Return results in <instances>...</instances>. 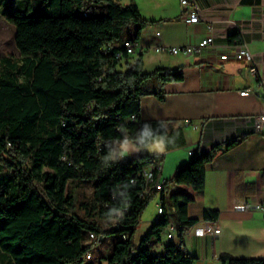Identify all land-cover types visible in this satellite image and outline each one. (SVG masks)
Listing matches in <instances>:
<instances>
[{
	"label": "trees",
	"instance_id": "trees-1",
	"mask_svg": "<svg viewBox=\"0 0 264 264\" xmlns=\"http://www.w3.org/2000/svg\"><path fill=\"white\" fill-rule=\"evenodd\" d=\"M5 16L16 28L23 62L0 57V264H82L93 259L101 238L113 234L117 239L98 264H193L182 244L198 222L188 216V204L204 190L214 153L197 149L172 180L146 194L161 169L156 165L151 184L143 170L157 154L126 158L121 148L126 137L136 144L143 124L157 130L161 121L167 124L141 119L144 96L164 99L150 81L185 77L166 68L144 72L142 54L127 52L125 43L139 41L151 21L135 0H18ZM81 184L90 191H81ZM159 191L162 205L170 202L178 213L180 233L179 242L168 237L160 251L153 241L162 240L170 227L166 212L135 241L142 215ZM112 208L123 216L109 218ZM218 218V211L204 214L207 221ZM220 261L264 264V258L228 253Z\"/></svg>",
	"mask_w": 264,
	"mask_h": 264
},
{
	"label": "crops",
	"instance_id": "crops-1",
	"mask_svg": "<svg viewBox=\"0 0 264 264\" xmlns=\"http://www.w3.org/2000/svg\"><path fill=\"white\" fill-rule=\"evenodd\" d=\"M135 2L151 21L142 29L135 54H142L144 72L166 68L181 71L185 77L166 84L150 81L154 91H163L164 99L146 95L141 101V119L165 120L174 143L157 154L146 149L137 152L138 146L130 141L133 145L123 150L124 157L157 154L150 167H160V178L170 181L194 151H212L215 157L206 170L205 188L188 204V216L198 222L184 234L183 248L193 257V264H222V253L264 258V212L253 207L264 202V121L258 120L264 116V0H196L203 16L200 22L186 21L180 0ZM235 33L239 37L231 41ZM211 34L214 43L190 55L158 50L196 45ZM244 44L253 60L235 56ZM251 65L257 67L258 76L252 74ZM235 139L241 140L226 150L225 145ZM150 205L154 212L145 222L141 219L137 231L144 226L145 231L136 242L152 228L162 205L160 191ZM163 207L171 224L162 240L153 241L159 251L171 228L174 240L180 241L178 213L170 202ZM206 211H218V220H205ZM207 223L220 233H203Z\"/></svg>",
	"mask_w": 264,
	"mask_h": 264
},
{
	"label": "built area",
	"instance_id": "built-area-1",
	"mask_svg": "<svg viewBox=\"0 0 264 264\" xmlns=\"http://www.w3.org/2000/svg\"><path fill=\"white\" fill-rule=\"evenodd\" d=\"M180 2L182 4V6L184 7V15H185L186 21H188V22H200L203 19L201 9L198 6L196 0H180ZM211 28L212 27L210 26V29ZM158 34H160V33H158ZM214 41H215V35L211 34V35L203 38L196 45L170 46V47L162 46V47H159L158 50H168L174 54L184 53V54L190 55L199 49L211 46L214 43ZM125 46H126L127 52L129 54H136L138 52L137 50L140 48V43H139V41H134V42L133 41L132 42L127 41L125 43ZM121 56H122V53H118V57H121ZM235 56L238 59H242L243 57L248 56L250 60H253V55H252L249 47L246 44L239 46L238 50L235 53ZM250 70H251L252 74L258 76V74H259L258 69L255 65H251ZM133 118L135 119L136 117L133 116ZM258 120L260 122H263L264 116L259 117ZM154 169L155 168H151L149 166L143 170V175H144L145 179H146V174L149 177L146 179L148 184L153 183ZM164 183H165V181L159 177L157 183L152 184L151 187H149L146 190V194L149 193L151 190L161 189V187ZM247 207H250V205H247ZM253 207L257 210H261L264 212V202L263 203H257ZM164 213H165V209L162 205H160L158 208L157 216L155 217L154 221L156 219H160ZM171 230H172V232L168 234V237L170 239L175 237L174 228H171ZM201 230L203 233H214V234L220 233V229L218 227H216L213 223L205 224ZM91 237L93 238V237H95V235L91 234ZM87 257L91 258L92 254L91 253L88 254Z\"/></svg>",
	"mask_w": 264,
	"mask_h": 264
},
{
	"label": "rangeland",
	"instance_id": "rangeland-1",
	"mask_svg": "<svg viewBox=\"0 0 264 264\" xmlns=\"http://www.w3.org/2000/svg\"><path fill=\"white\" fill-rule=\"evenodd\" d=\"M13 6L18 7V0H0V57L11 55L14 58L18 59V62L22 64L23 60L21 59V55L15 43L16 28L12 23L7 20L5 16V13L8 12L9 9H11V7ZM19 78L21 80H24L23 73H19ZM155 80L156 79H154V81ZM150 88H153L152 85L150 86ZM128 145L133 144H131L129 141ZM46 170L51 171L49 169ZM73 185H76V182L70 183V187ZM80 188L81 191H90L91 189L88 184H81ZM153 212L154 210L152 209L151 205L149 206L148 204L147 208L145 209L142 215V220H144L145 222L146 218L148 216H151ZM144 227L136 232L135 239L140 238L141 233L145 231ZM116 239L117 235L115 234L105 235L103 238L100 239L98 244L94 246V249L92 250L93 259H85L82 264H98L100 257L106 254L107 250L116 241ZM87 241L89 242L90 239L87 238Z\"/></svg>",
	"mask_w": 264,
	"mask_h": 264
},
{
	"label": "clouds",
	"instance_id": "clouds-1",
	"mask_svg": "<svg viewBox=\"0 0 264 264\" xmlns=\"http://www.w3.org/2000/svg\"><path fill=\"white\" fill-rule=\"evenodd\" d=\"M167 124L161 121L158 124V130L154 129L151 124L145 123L142 125L139 134L135 137L137 144V151L146 149L149 152L163 154L165 153L169 144L174 143V138L167 135ZM119 131H126L123 126H119ZM129 144L127 137L122 142V150H126ZM112 154H110L111 156ZM149 178L146 174V179ZM109 218L113 216L122 217L123 212L117 208H112L107 213Z\"/></svg>",
	"mask_w": 264,
	"mask_h": 264
}]
</instances>
